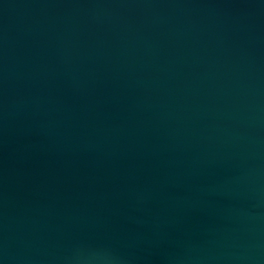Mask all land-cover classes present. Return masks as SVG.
<instances>
[{"label":"water","instance_id":"water-1","mask_svg":"<svg viewBox=\"0 0 264 264\" xmlns=\"http://www.w3.org/2000/svg\"><path fill=\"white\" fill-rule=\"evenodd\" d=\"M0 264H264V0H0Z\"/></svg>","mask_w":264,"mask_h":264}]
</instances>
